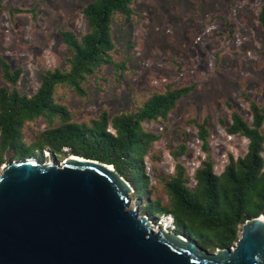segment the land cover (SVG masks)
<instances>
[{"label":"rangeland","instance_id":"rangeland-1","mask_svg":"<svg viewBox=\"0 0 264 264\" xmlns=\"http://www.w3.org/2000/svg\"><path fill=\"white\" fill-rule=\"evenodd\" d=\"M90 1L2 0L0 84L10 86L3 76V60L13 69H22L18 86L27 95L36 93L44 70L66 67L71 51L60 31L71 30L79 36L88 32L83 10ZM263 5L264 0H134L135 14L119 16L112 23L115 60L129 59L125 72L119 75L113 65H104L96 79L90 78L86 97L68 90L61 101L74 120L90 123L103 111L111 116L134 111L169 87L192 86L167 117L143 123L160 135L145 157L144 175L153 187V197L166 204L168 195L159 177L172 174L180 162L190 176L189 185L195 187V170L206 156L195 122L206 123L217 174L231 155L247 152L249 140L229 134L227 127L233 110L252 121L251 100L264 107V27L259 21ZM45 126L43 121L28 123L26 133L33 138ZM182 144L186 152L175 159L172 153ZM47 152L50 158L40 151L37 158L62 163L72 154L67 148L57 155ZM11 153H6L5 162ZM131 197L133 208L138 197L134 193ZM140 199L141 204L149 200Z\"/></svg>","mask_w":264,"mask_h":264},{"label":"trees","instance_id":"trees-1","mask_svg":"<svg viewBox=\"0 0 264 264\" xmlns=\"http://www.w3.org/2000/svg\"><path fill=\"white\" fill-rule=\"evenodd\" d=\"M2 0H0L1 2ZM134 0H93L84 7L89 31L79 36L71 30H61V38L71 51L64 68L43 71L41 84L33 95L22 93L18 82L22 69H15L2 61L3 76L10 85L0 84V164L6 153L9 161L38 156L37 151L51 157L69 149L72 154L114 165L134 187L136 197H148L140 206L142 213L159 221L172 216L174 230L184 232L210 251L232 246L241 235L243 223L264 211V107L250 101L252 121L238 111H232L229 134L249 140L243 156H230L220 174L214 169L209 151L206 123L195 122L200 129L205 158L195 170V187L189 185L186 167L177 162L172 174L163 173L159 179L168 195L167 203L153 197V187L144 175V160L160 135L144 127V122L159 121L192 86L167 88L154 93L134 111L110 115L103 111L90 123L74 120L69 107L61 100L70 90L78 97H86V87L92 76L104 65H113L122 75L127 61H116V44L112 23L119 16L131 18L135 14ZM264 27V5L259 12ZM43 121L45 128L29 138L28 123ZM182 144L172 155L178 159L185 154ZM157 216V217H156Z\"/></svg>","mask_w":264,"mask_h":264},{"label":"water","instance_id":"water-1","mask_svg":"<svg viewBox=\"0 0 264 264\" xmlns=\"http://www.w3.org/2000/svg\"><path fill=\"white\" fill-rule=\"evenodd\" d=\"M134 190L114 165L76 154L62 163L4 162L0 264H264V211L213 252L184 232L155 228L139 197L130 208Z\"/></svg>","mask_w":264,"mask_h":264},{"label":"bare ground","instance_id":"bare-ground-1","mask_svg":"<svg viewBox=\"0 0 264 264\" xmlns=\"http://www.w3.org/2000/svg\"><path fill=\"white\" fill-rule=\"evenodd\" d=\"M159 223L163 224V226H161V224H158V226L156 225L155 228H161V227H164L166 229L174 228V226H172V220L169 217H165L161 219Z\"/></svg>","mask_w":264,"mask_h":264}]
</instances>
